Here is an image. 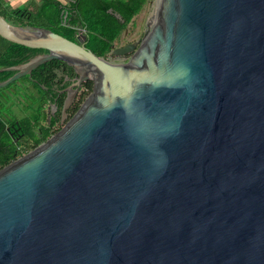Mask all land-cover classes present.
I'll return each mask as SVG.
<instances>
[{
    "label": "water",
    "instance_id": "water-1",
    "mask_svg": "<svg viewBox=\"0 0 264 264\" xmlns=\"http://www.w3.org/2000/svg\"><path fill=\"white\" fill-rule=\"evenodd\" d=\"M0 37L45 51L0 89L75 69L63 120L94 83L0 169V264H264V0H161L118 63L1 12Z\"/></svg>",
    "mask_w": 264,
    "mask_h": 264
},
{
    "label": "trees",
    "instance_id": "trees-1",
    "mask_svg": "<svg viewBox=\"0 0 264 264\" xmlns=\"http://www.w3.org/2000/svg\"><path fill=\"white\" fill-rule=\"evenodd\" d=\"M147 1L76 0L74 3H62L60 0H42L39 4L31 3L24 7L12 8L5 6L3 0H0V12L8 21L18 26L49 29L71 40L75 38L78 29L85 30L87 47L98 56H106L112 50L114 42ZM114 13L119 14L125 22H122ZM41 50L15 44L0 37V68L23 64ZM58 63L61 61H49L34 70L33 78L39 80L38 83L34 82L38 93L42 92L44 87L49 89L53 87L56 78L54 69ZM13 74L7 71L0 72V82ZM86 86L90 90L93 88L92 83H87ZM44 106H39L38 110ZM78 107L79 105L74 108V112ZM50 135L51 132H45L42 138L36 140V146Z\"/></svg>",
    "mask_w": 264,
    "mask_h": 264
},
{
    "label": "flooded vegetation",
    "instance_id": "flooded-vegetation-1",
    "mask_svg": "<svg viewBox=\"0 0 264 264\" xmlns=\"http://www.w3.org/2000/svg\"><path fill=\"white\" fill-rule=\"evenodd\" d=\"M68 2L74 3L76 2V0H66L65 3ZM110 12H112V10H110ZM114 14L118 18H120L122 22H125L119 14ZM148 25L151 26L150 24H147L145 26L140 38L125 42L124 44H118L117 40L120 38L119 37L114 42L112 50L106 56L100 57H103L112 63L127 61L133 53L118 55L113 53V51L118 47H124L128 44L133 43H137L136 49H138V46L142 42L144 33ZM79 38H81V40L86 45L87 34L84 32V30L78 29L76 32V36L73 40L79 41ZM43 53H45V51L41 50V52L36 53L32 58ZM31 59H29L28 61H30ZM33 73L34 71L31 75L24 76L23 78L30 81V89L35 93V95L40 97L39 106H45L41 110H38V108L36 109L38 112H36L34 127L31 126L28 120L27 122H22V119L10 117L7 114H2L3 112L0 110V169L8 165L9 163L15 161L17 158L29 153L31 151V146H35L36 148L38 145L48 140L51 136L58 133L62 129V127L73 118V116L76 114L84 100L93 91V88L92 90H90L89 87L86 86L87 83H92V85L94 86L93 81H84L82 85L78 88V91L75 94L74 101L66 111L67 117L63 120V107L65 100L70 96V94H72L77 89L79 75L76 73L75 69L72 66H69L67 63L61 61V63H58L57 67L54 69L56 78L54 80L53 87L49 89L43 86L44 88L42 89V92L38 93V90L34 87V82L38 83L39 80L33 78ZM7 87L9 88V85ZM7 87L5 88L7 89ZM3 98L4 95L0 96V104ZM81 99L82 101L80 102ZM6 102L7 101L3 100V103ZM9 104L14 105V102H8L7 105ZM77 105H79V107L76 112H74V108ZM47 131L51 132V135L45 141L41 142L36 146V140H38V138H42L45 132Z\"/></svg>",
    "mask_w": 264,
    "mask_h": 264
},
{
    "label": "rangeland",
    "instance_id": "rangeland-1",
    "mask_svg": "<svg viewBox=\"0 0 264 264\" xmlns=\"http://www.w3.org/2000/svg\"><path fill=\"white\" fill-rule=\"evenodd\" d=\"M159 6L160 4L158 5V0H148L142 10L124 29L120 38L117 40V43L124 44L125 42L136 39L142 34L147 24L151 25L156 21ZM30 84L29 80L22 77L11 83L9 88L7 87L5 90H3L4 88L0 89V96L4 95L0 104V110L3 112L2 114L22 119V122H27L28 120L31 126L34 127L36 112H38L36 109L40 104V97L35 95L30 89ZM3 100L7 102L3 103ZM8 102H14V105H7ZM33 148L35 149V146H31V150H33Z\"/></svg>",
    "mask_w": 264,
    "mask_h": 264
},
{
    "label": "crops",
    "instance_id": "crops-1",
    "mask_svg": "<svg viewBox=\"0 0 264 264\" xmlns=\"http://www.w3.org/2000/svg\"><path fill=\"white\" fill-rule=\"evenodd\" d=\"M62 3H65L66 0H60ZM5 6H10L12 8H18L21 6H26L31 3L39 4L42 0H3Z\"/></svg>",
    "mask_w": 264,
    "mask_h": 264
},
{
    "label": "bare ground",
    "instance_id": "bare-ground-1",
    "mask_svg": "<svg viewBox=\"0 0 264 264\" xmlns=\"http://www.w3.org/2000/svg\"><path fill=\"white\" fill-rule=\"evenodd\" d=\"M160 1H161V0H158V5L160 4Z\"/></svg>",
    "mask_w": 264,
    "mask_h": 264
}]
</instances>
